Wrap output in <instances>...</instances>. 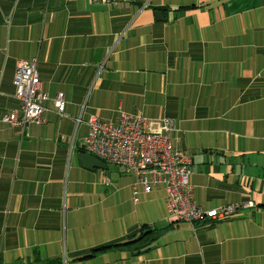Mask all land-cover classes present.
Segmentation results:
<instances>
[{
  "label": "crops",
  "instance_id": "0c3cea01",
  "mask_svg": "<svg viewBox=\"0 0 264 264\" xmlns=\"http://www.w3.org/2000/svg\"><path fill=\"white\" fill-rule=\"evenodd\" d=\"M38 59L50 98L27 133L14 76ZM0 264H264V0H0ZM172 119L205 210L249 201L211 225L171 220L163 189L83 164L88 120ZM143 225L154 248L93 251Z\"/></svg>",
  "mask_w": 264,
  "mask_h": 264
},
{
  "label": "built area",
  "instance_id": "2783aa9c",
  "mask_svg": "<svg viewBox=\"0 0 264 264\" xmlns=\"http://www.w3.org/2000/svg\"><path fill=\"white\" fill-rule=\"evenodd\" d=\"M101 1L103 4L108 2ZM14 87L21 112L4 115L2 123L20 127L23 133H27L31 125L42 123V115L48 110L64 115V95L57 94L50 98L45 92L38 73L37 58L17 63ZM87 124L85 152L135 176V202L138 201L139 187L146 194L154 189L165 190L169 217L177 223H187L193 228L197 224L211 225L216 221L232 219L242 209L255 207L249 201L243 205L205 210L197 203L190 182L193 175L191 158L176 150L170 139V134L175 130L172 119H148L140 114L124 113L117 126L94 116L89 118Z\"/></svg>",
  "mask_w": 264,
  "mask_h": 264
},
{
  "label": "trees",
  "instance_id": "16d2710c",
  "mask_svg": "<svg viewBox=\"0 0 264 264\" xmlns=\"http://www.w3.org/2000/svg\"><path fill=\"white\" fill-rule=\"evenodd\" d=\"M262 207H264V205ZM160 234H161V230L150 227L148 225H143L140 228L138 234L128 238L126 241L113 246L95 250L92 252L90 256L84 257L82 258V260L93 258L97 254L106 252L108 250L122 249V248H129L131 249L134 255H141L151 251L154 248V246L157 244Z\"/></svg>",
  "mask_w": 264,
  "mask_h": 264
},
{
  "label": "water",
  "instance_id": "95a60500",
  "mask_svg": "<svg viewBox=\"0 0 264 264\" xmlns=\"http://www.w3.org/2000/svg\"><path fill=\"white\" fill-rule=\"evenodd\" d=\"M82 161L83 164L86 165V167L92 170H94L95 168H100V169L106 168L101 160L88 153L82 156Z\"/></svg>",
  "mask_w": 264,
  "mask_h": 264
}]
</instances>
